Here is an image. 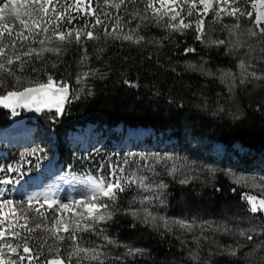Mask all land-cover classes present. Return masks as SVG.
<instances>
[{"label": "snow or ice", "instance_id": "snow-or-ice-1", "mask_svg": "<svg viewBox=\"0 0 264 264\" xmlns=\"http://www.w3.org/2000/svg\"><path fill=\"white\" fill-rule=\"evenodd\" d=\"M103 3L117 14L104 11L102 20L101 14L93 7V0H64L63 3L61 0H0V105L11 109L12 116L19 115L16 111L18 107L34 109L36 112L54 109L51 119L55 122L64 114L66 103L81 98V94L86 91L84 85L90 79H107V73L99 68L88 67L87 70L76 73L75 84L81 87L74 88L70 83L71 78H54L47 71L43 72L46 79L41 80L39 74L43 66L55 69L72 45L79 46L80 63L86 66L89 61L86 41L111 39L134 45L146 42L163 46L162 40H147L138 31L149 25L163 28L169 34L179 33L182 36L190 30L194 40L205 47L223 48L225 55L235 57L236 66L240 70L238 76L231 70L224 69H218L217 76L211 68L205 67L203 58L199 64L185 62L188 71L218 78L221 83L230 80L229 99L238 85L257 81L264 84V71L258 73L254 63L264 61V0H244L243 6L241 0H103ZM137 4L142 7H136ZM129 5L133 6L131 11ZM122 8L129 19L119 15ZM209 12L213 14L214 22L223 25L227 32L226 38L213 39L208 36L205 20ZM80 14L92 16L94 20L76 27V17ZM225 16L231 17L232 22L224 24ZM105 20H110L111 25L106 24ZM133 21L136 23L133 24ZM242 23L246 24V35L256 41L255 45L241 39L245 35V31L241 30ZM97 27L102 31L97 32ZM25 41L28 43L25 44ZM102 51L103 49H97L98 53ZM181 52L187 56L195 54L197 49L186 46ZM96 59H100L99 55ZM37 62H40L39 67ZM26 70L37 75L28 79L24 75ZM172 71L175 72L176 69L172 68ZM123 83L131 87L137 86L128 79H124ZM86 94H93L90 86ZM218 111H225L224 106L218 105ZM27 155L35 156L39 161L46 158L47 152L45 148L37 146L31 148ZM176 159L167 153L141 154L138 157L129 153L122 159V163L100 164L91 174L76 177L67 173L60 179L71 177L83 186L77 197L67 200L59 199L51 191L49 194L11 199L5 196L4 190H0V264H41L38 250L43 249L49 240L57 247L49 246V252L54 254L51 258H45L42 264H84L85 261L105 264L108 259L107 251L101 250L99 245L83 246L81 234L101 233L104 231L101 225L107 226L120 214L130 216L134 221L150 225L156 230L162 227L165 231L172 232L173 228H178L185 233H192V246L184 245L189 264H214L213 257L216 255L243 260L245 264H252L257 253L264 257V176H246L237 174L232 169L224 170L232 178L234 185L258 193L254 195L249 191H241L239 194L246 211L252 214L249 217L250 223L245 227L231 222L217 223L214 226L211 221H198L196 218L167 217L160 215L156 209L165 204L168 185L142 173L146 171L159 176L156 166L160 165L168 175H175L180 167L185 166L178 167ZM170 161L172 164L169 167ZM201 170L213 175L218 171L211 165H205ZM0 171L20 172V166L10 164L6 168H0ZM179 182L188 184L190 178L186 176ZM0 183L7 185L13 181L4 179ZM215 190L221 191L220 188ZM231 191L235 194L237 188L233 187ZM127 196L130 199H127V206L123 207L122 203ZM33 221H36L34 226H30ZM135 226L134 223L132 227ZM37 232L42 235L35 236ZM217 232L237 236L242 240L219 244L210 238ZM66 239L71 241L72 247L63 256L58 245ZM36 240L41 243L36 244ZM104 241L106 245L115 244L107 236H104ZM204 242L209 245L206 255ZM143 254V249L128 246L123 256L116 255L109 264H121L126 257Z\"/></svg>", "mask_w": 264, "mask_h": 264}, {"label": "trees", "instance_id": "trees-1", "mask_svg": "<svg viewBox=\"0 0 264 264\" xmlns=\"http://www.w3.org/2000/svg\"><path fill=\"white\" fill-rule=\"evenodd\" d=\"M95 5L93 3V7ZM128 7L130 9L132 6ZM119 15L129 19L123 8ZM92 21L89 16L80 14L76 17L75 26L80 27L83 23ZM135 23L136 21H133V24ZM96 31L101 32L102 29L97 27ZM138 31L145 35L147 40H162L163 46L146 42L143 45H134L111 39L86 41L89 57L86 66L80 63L81 52L78 45L70 47L55 69L48 65L43 66L39 74L41 80L46 79L43 72L47 71L53 74L54 78H71L70 83L74 88L81 87L75 84L76 73L85 71L88 67L99 68L107 73V79H90L84 85L86 91L81 94V98L67 103L64 114L55 122L51 119L53 116L51 112L43 113L33 122L36 127L35 138L41 132L48 137L47 140H51L52 137L51 143L57 154L58 163L65 166L70 163L73 165L76 157H85L84 152L78 147H69L70 142L66 135L69 131L85 129L89 124H94L102 135L109 134L114 127L122 124L123 127L151 128L157 135L176 140L189 132L205 141L220 142L226 148L238 143L242 148L254 151V154L248 151L238 155L240 163L247 162L255 153L260 154L264 151V97L259 101L247 100L236 90L233 97L238 110L232 111L229 106L231 100L228 98L229 93L216 78L185 68L186 61L199 64L201 58L208 68L223 67L227 60L221 55V49L205 47L194 40L190 30L183 36L179 33L169 34L163 28L152 25ZM186 46L196 48L197 52L183 55L181 50ZM97 49L103 51L98 53ZM97 55L100 59H96ZM37 66H40V62H37ZM172 68L176 71L173 72ZM24 75L31 79L37 74L26 70ZM124 79L133 81L137 86L125 85ZM89 86L93 93L91 96L86 94ZM218 105H223L225 111H218ZM17 112L18 116L23 115L22 111ZM18 116H12L11 110L0 107L1 126L9 124ZM24 120L28 121L27 118ZM35 141L38 139L32 140L31 143ZM7 152V159L11 160L9 151ZM5 174L6 171H0V179ZM233 187L235 186L220 173L210 182L179 185L172 181L168 185V201L175 204L183 202L186 209H194L196 215L201 217H219L220 210L234 213L231 216L236 217L240 215L238 209L246 210V206L239 199L242 190L237 188L234 194L231 191ZM216 188H220L221 191L217 192ZM35 222L33 221L30 226H34ZM134 223L136 226L132 227ZM108 226L110 235H115L119 243L131 244L132 247L144 250L143 255L122 260L126 264H189L184 247L187 243L163 229L149 228L123 214L117 215ZM34 235L42 234L37 232ZM35 243L39 244L41 241L36 240ZM65 244L64 241L58 245L61 255ZM50 245L57 247L49 240L43 249L38 250L41 264L45 258H51L54 254L48 250ZM205 245L204 252H207L209 246L206 243ZM125 252L126 248H123L117 255L123 256ZM259 255L253 258L252 264L264 262V257L260 260ZM213 260L214 264H245L243 260L220 255L214 256ZM109 262L107 259L105 264Z\"/></svg>", "mask_w": 264, "mask_h": 264}, {"label": "rangeland", "instance_id": "rangeland-1", "mask_svg": "<svg viewBox=\"0 0 264 264\" xmlns=\"http://www.w3.org/2000/svg\"><path fill=\"white\" fill-rule=\"evenodd\" d=\"M64 0H61L63 3ZM95 5L94 8L97 9L98 13L101 14V19H104L102 13L104 11L111 12L113 15H116V11L112 8H108L103 0H93ZM241 3H244V0H241ZM132 6V5H130ZM133 7V6H132ZM130 7V11L132 10ZM136 7H142V5L137 4ZM120 14V13H119ZM94 20V17L89 16ZM232 22L231 17H224L223 23L229 24ZM106 24L111 25L110 20H105ZM205 29L209 37L215 39L220 38L224 39L227 37V32L223 29V25L216 23L213 20V14L209 12L205 20ZM127 30V29H125ZM165 30V29H164ZM242 31H245V35L241 39L247 40L248 43L255 45L256 41L251 40L246 35V24L242 23ZM28 42L26 41L25 44ZM37 47L38 45H32ZM221 55L227 60L226 64L223 67H217L212 69L219 76L218 69L231 70L232 73L239 75V69L237 68V60L233 56L225 55L224 49L221 48ZM255 69L257 72L264 71V61H255ZM206 68H208L205 65ZM219 82L220 79L216 78ZM231 81L226 80L225 83H221L226 88L228 92V87ZM238 90L241 92L242 97L247 100H261L264 97V84H261L259 81L252 84L238 85L234 91ZM233 91V92H234ZM229 93V92H228ZM233 93L231 95V100L229 106L232 111H237V104L235 103ZM24 118L30 120L26 114L23 112L22 116H18L17 119L9 124L7 129L14 132H19L18 137L15 136H4L0 137V148L5 147L11 149L10 157L11 160H6L0 157V167L4 165H13L17 164L20 166V172H8L5 176L0 179H10L13 181L11 184H2L0 183V190L5 191V196L11 199H21L26 198L29 195L36 194H49L50 191L54 192L56 197L61 200L71 199L77 197L79 193L83 190V186L78 182L68 177L66 180H61L60 178L65 176L67 173H71L73 176L81 177L86 174L94 173L96 168L100 164L107 165L110 162L122 163V159L126 157L129 153H134L137 157L141 154H170L176 157L175 163L179 167L180 165H185L180 167V170L175 175H168L167 172L160 165L156 166V172L159 173V176L151 172H143L142 174L148 175L149 177L157 180L163 181L165 184L169 185L170 182H175L179 185H189L194 183H203L210 182L214 176L218 173L222 174L227 181L236 188L242 191H249L254 195H258L255 190L252 189H242L237 185H234L232 178L225 174L226 169H232L233 172L237 174H243L246 176H264V151L260 154H256L253 157L248 158L247 162L240 163L239 159L241 154H245L249 151L250 154H254V151L244 149L239 145H232L230 148L222 146L219 142H209L195 137L189 132L184 134L180 139L176 140L175 138H161L160 135H153L149 130H136V129H122V127L116 126L107 136H101V132H97L95 129L91 130V127H86L78 131H72L69 133L70 144L72 147H78L81 149L85 157L81 158L76 157L71 163L67 166L58 165L56 166L57 154L52 146L53 139L47 140L45 135L41 132L38 134L37 138H33L35 133V125L28 123V121H23ZM11 126V127H10ZM11 128V129H10ZM130 130V131H129ZM15 137V138H14ZM34 143H31V140H36ZM43 147L46 149L47 156L46 158L40 159L39 161L35 156H28V152L31 148L34 147ZM4 155L3 151H0V156ZM43 156V154H40ZM83 155V154H82ZM32 161V163H28ZM143 164V162H141ZM37 164L39 167H37ZM172 162H169V167ZM211 165L214 168L218 169L215 174L208 173L207 171L201 170L203 166ZM6 167V166H5ZM29 172L37 173L36 176L28 177L24 179L23 175L28 174ZM104 174H107V167L104 169ZM190 178V183L181 184L179 181L185 177ZM166 197L165 204L159 206L156 211L160 215L173 218H196L198 221H211L213 225L217 223H227L231 222L232 224H239L240 227L247 226L250 221L249 217L252 214H249L244 208H239V216H231L234 213H227L220 210V216H207L201 217L196 215L194 209L188 210L183 202L178 204L169 203L168 196V187L165 190ZM135 195V193H132ZM127 199H130V196L126 197V201L123 203V207L127 206ZM158 203V202H156ZM230 214V215H229ZM144 226L152 228L150 225ZM101 228L104 229L101 233H82V245L87 247L89 244L99 245L101 250H106L108 253V260H114L115 256L123 249L127 248L130 245H124L119 243V239L115 235H110V229L107 226L101 225ZM160 229H163L162 227ZM164 230V229H163ZM172 235L176 236L177 239L182 240V242L192 245V233H185L183 230L178 228H173ZM198 234V231H197ZM104 236L109 237L112 241H115V244L106 245L104 241ZM215 239L219 244H229L233 243L236 239H241L237 236H227L222 233H213L210 237ZM64 242V241H63ZM14 243V241H13ZM63 256L67 255L68 251H71V241L65 240ZM206 243V242H204ZM209 246V245H208ZM205 255L207 252H204ZM259 255V253H257ZM255 258V257H254ZM260 260L262 257L259 255ZM84 264H95V262L85 261ZM121 264H126L124 261H121Z\"/></svg>", "mask_w": 264, "mask_h": 264}, {"label": "water", "instance_id": "water-1", "mask_svg": "<svg viewBox=\"0 0 264 264\" xmlns=\"http://www.w3.org/2000/svg\"><path fill=\"white\" fill-rule=\"evenodd\" d=\"M66 106V105H65ZM0 107L4 108L2 105H0ZM7 109V108H6ZM16 110H22V111H25L27 113V115L32 118V119H35V118H38L42 113L44 112H54V109L53 110H49V109H44L42 110L41 112H36L34 109L30 110V109H27V108H23V107H18Z\"/></svg>", "mask_w": 264, "mask_h": 264}, {"label": "bare ground", "instance_id": "bare-ground-1", "mask_svg": "<svg viewBox=\"0 0 264 264\" xmlns=\"http://www.w3.org/2000/svg\"><path fill=\"white\" fill-rule=\"evenodd\" d=\"M10 127H11V126H10ZM88 127H91V130H92V129H95L97 132L100 131L99 129L95 128L92 124H89ZM7 128H8V127H7ZM7 128H0V135L11 136V137L15 136L16 138L18 137L19 132H14V131L9 130V129H7ZM10 129H11V128H10ZM139 129H140V128H139ZM129 131H130V130H129ZM101 136H105V135H102V134H101ZM15 137H14V138H15ZM219 143H220V142H219Z\"/></svg>", "mask_w": 264, "mask_h": 264}]
</instances>
